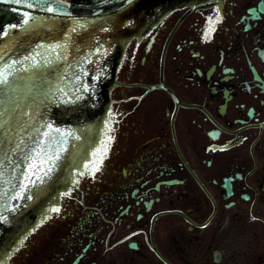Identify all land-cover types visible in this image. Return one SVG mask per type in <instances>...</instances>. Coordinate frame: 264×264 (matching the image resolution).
<instances>
[{"label": "flooded vegetation", "instance_id": "flooded-vegetation-1", "mask_svg": "<svg viewBox=\"0 0 264 264\" xmlns=\"http://www.w3.org/2000/svg\"><path fill=\"white\" fill-rule=\"evenodd\" d=\"M109 101L4 264H264V0L169 11L130 41Z\"/></svg>", "mask_w": 264, "mask_h": 264}, {"label": "water", "instance_id": "water-1", "mask_svg": "<svg viewBox=\"0 0 264 264\" xmlns=\"http://www.w3.org/2000/svg\"><path fill=\"white\" fill-rule=\"evenodd\" d=\"M186 1L0 0V264L90 159L130 41Z\"/></svg>", "mask_w": 264, "mask_h": 264}, {"label": "snow or ice", "instance_id": "snow-or-ice-1", "mask_svg": "<svg viewBox=\"0 0 264 264\" xmlns=\"http://www.w3.org/2000/svg\"><path fill=\"white\" fill-rule=\"evenodd\" d=\"M25 24L28 23L27 20L24 21ZM11 27H16L15 25L11 26ZM4 83V81L0 80V85H2ZM210 150H213V149H210ZM0 219H2V217H0Z\"/></svg>", "mask_w": 264, "mask_h": 264}]
</instances>
